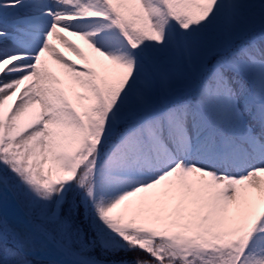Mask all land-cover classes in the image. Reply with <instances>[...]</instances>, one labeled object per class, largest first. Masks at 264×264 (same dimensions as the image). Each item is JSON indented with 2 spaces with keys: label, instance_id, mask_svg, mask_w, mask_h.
Segmentation results:
<instances>
[{
  "label": "snow or ice",
  "instance_id": "obj_1",
  "mask_svg": "<svg viewBox=\"0 0 264 264\" xmlns=\"http://www.w3.org/2000/svg\"><path fill=\"white\" fill-rule=\"evenodd\" d=\"M0 264H264V0H0Z\"/></svg>",
  "mask_w": 264,
  "mask_h": 264
}]
</instances>
